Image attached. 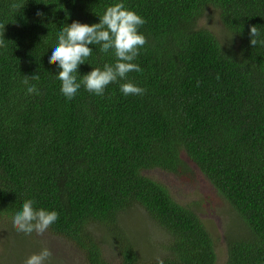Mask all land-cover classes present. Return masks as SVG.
Instances as JSON below:
<instances>
[{"label": "trees", "instance_id": "16d2710c", "mask_svg": "<svg viewBox=\"0 0 264 264\" xmlns=\"http://www.w3.org/2000/svg\"><path fill=\"white\" fill-rule=\"evenodd\" d=\"M117 3L146 20L147 43L133 61L142 71L103 96L82 85L69 100L49 63L58 34L75 21L99 23ZM213 12L224 41L199 25ZM252 25L264 39V0H0V223L16 229L13 217L30 199L59 214L47 231L85 264H157L141 257L128 229L139 208L170 236L164 264H218L200 203H178L145 175L186 180L193 164L240 222L226 235L225 264H264V45L250 44ZM89 47L78 82L116 63L114 50ZM128 82L146 93L125 96ZM30 85L40 94H28Z\"/></svg>", "mask_w": 264, "mask_h": 264}, {"label": "clouds", "instance_id": "9594fccd", "mask_svg": "<svg viewBox=\"0 0 264 264\" xmlns=\"http://www.w3.org/2000/svg\"><path fill=\"white\" fill-rule=\"evenodd\" d=\"M11 7L19 10L21 5L13 3ZM145 23L146 20L143 17L127 9L123 3H117L106 9L103 16H100L99 23L89 25L75 21L63 27L58 34V45L53 48L49 59L50 64L57 65L60 69L58 79L62 82L61 93L71 100L83 85L89 93L103 96L110 84L126 79L130 72L142 71L133 61L147 43V38L139 32ZM249 35L250 44L253 47H256L258 43L264 45V39H258L261 33L255 25L250 26ZM89 45H99V51L103 53L114 50L116 63L105 64L103 70L93 68L78 82L75 73L93 52ZM0 47H6L3 39H0ZM32 79L38 80L39 75L32 76ZM23 82L28 84L27 79ZM120 91L125 96H142L146 93V89L131 82L121 84ZM27 93L40 94L35 85L28 86ZM58 219L59 214L56 211L37 209L34 207V201L29 199L23 203L22 211L17 212L13 217V225L18 233L31 235L35 232L37 235H43ZM52 257L51 250L45 247L39 253L27 258L25 264H49ZM157 264H164V261L157 258Z\"/></svg>", "mask_w": 264, "mask_h": 264}, {"label": "rangeland", "instance_id": "374dc122", "mask_svg": "<svg viewBox=\"0 0 264 264\" xmlns=\"http://www.w3.org/2000/svg\"><path fill=\"white\" fill-rule=\"evenodd\" d=\"M199 25L213 31L222 41L228 39V33L216 12L207 14ZM190 166L193 174L186 180L159 169L146 171L145 175L165 185L178 203L182 205L200 203L199 212L215 239L218 264H225L226 235L236 233V229L240 226L237 213L211 182L193 164ZM6 221L5 219L0 223V264H25L27 258L39 253L45 247L53 253L49 264H85L82 254L60 237L48 231L43 235H37L35 232L30 236L22 235ZM126 222L132 239L137 242L139 253L146 262L165 254L164 246L170 236L155 224L144 210L138 208L132 211L127 216ZM111 248L109 245L106 247L105 255L108 260L115 261V254Z\"/></svg>", "mask_w": 264, "mask_h": 264}]
</instances>
